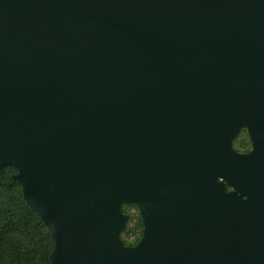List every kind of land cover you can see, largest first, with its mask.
Instances as JSON below:
<instances>
[{
	"label": "water",
	"instance_id": "1",
	"mask_svg": "<svg viewBox=\"0 0 264 264\" xmlns=\"http://www.w3.org/2000/svg\"><path fill=\"white\" fill-rule=\"evenodd\" d=\"M5 165L50 264H264V0H0Z\"/></svg>",
	"mask_w": 264,
	"mask_h": 264
},
{
	"label": "trees",
	"instance_id": "2",
	"mask_svg": "<svg viewBox=\"0 0 264 264\" xmlns=\"http://www.w3.org/2000/svg\"><path fill=\"white\" fill-rule=\"evenodd\" d=\"M233 146L239 152L249 151L251 142L246 131L239 132ZM16 172L11 165L0 168V264H50L53 238L40 216L26 203L21 185L13 178ZM122 206L129 224L120 238L125 245H134L142 235L141 219L136 207ZM128 208L134 209V215Z\"/></svg>",
	"mask_w": 264,
	"mask_h": 264
},
{
	"label": "rangeland",
	"instance_id": "3",
	"mask_svg": "<svg viewBox=\"0 0 264 264\" xmlns=\"http://www.w3.org/2000/svg\"><path fill=\"white\" fill-rule=\"evenodd\" d=\"M243 130L247 132L246 128H243V129H241L240 131H243ZM238 134H239V133H238ZM247 135H248V133H247ZM236 138H237V136H236ZM236 138H235V139H236ZM235 139L233 140L232 143H234ZM233 147H234V146H233ZM234 149H235V148H234ZM250 149H251V146L249 147L248 150H250ZM237 151H238V150H237ZM124 204H126V203H124ZM126 205H129V204H126ZM122 207H123V206H122ZM128 209L131 211L130 213H131L132 215H134V209H130V208H128ZM128 220H129V218H128ZM131 223H132V222H131ZM128 224H129V222H127V225H128ZM125 231H126V230H125ZM121 232H122V231H121ZM121 232H120V233H121Z\"/></svg>",
	"mask_w": 264,
	"mask_h": 264
}]
</instances>
